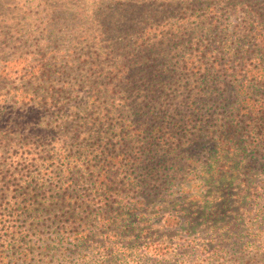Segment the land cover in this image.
<instances>
[{"label": "rangeland", "instance_id": "1", "mask_svg": "<svg viewBox=\"0 0 264 264\" xmlns=\"http://www.w3.org/2000/svg\"><path fill=\"white\" fill-rule=\"evenodd\" d=\"M249 1L0 0V216L15 211L26 264H264V157L250 149L241 157L245 185L235 180L227 190L225 220L194 217L189 228L166 221L181 208H173L179 183L196 189L199 174L175 150L204 159L184 142L197 119L194 112L185 125L186 104L213 96L216 86L250 92L260 80L264 23ZM147 55L155 57L151 84ZM160 121L162 133L151 132ZM150 141L172 151L164 157L171 180L143 190L128 181L145 160L131 159ZM110 157L115 188L106 198L118 191L130 203L100 214L105 196L94 191ZM31 175L37 182L26 187ZM64 188L71 205L55 201ZM115 216L122 218L110 221ZM151 241L162 256L142 257Z\"/></svg>", "mask_w": 264, "mask_h": 264}, {"label": "trees", "instance_id": "2", "mask_svg": "<svg viewBox=\"0 0 264 264\" xmlns=\"http://www.w3.org/2000/svg\"><path fill=\"white\" fill-rule=\"evenodd\" d=\"M249 8L251 11H254L255 14H258V17L261 18V24L264 23V0H250ZM248 31L255 34L258 31V27L255 30L251 27ZM146 57L147 59L143 60V62L146 61L144 63L146 79L149 84H151V80L154 78L153 69L151 68L155 64V57L150 55ZM259 62L261 66L259 71L260 80L256 82L257 84H255L254 87H250L252 91L248 92L247 90L249 87L239 85L237 88L234 86L230 92L226 94L227 87L222 88L216 86V88L211 91L213 96L209 97L203 94L199 96L194 95L198 100L194 103L192 101V103L189 102L186 104V109L189 111L185 110V112L181 114L184 117L185 125H191V115H193L194 112L197 119L193 121L194 131L192 134V131L185 129L183 136H185L186 140L184 142L188 146H194L196 151L199 150L198 155L203 154L204 159H197L196 153H188V149H185L184 152L175 150L174 153L181 154V158L188 161V165L197 164L199 174L194 181L196 189H190L184 181L179 183L181 188L180 199L174 200L175 206L173 208H181L175 209L174 213H171L166 218V221L169 220L168 223L173 224L175 222L174 225L185 224L189 228L194 217H198L204 222L217 221L218 223L221 218L225 220V212L231 207L227 190L235 180L241 183L240 185H245V183L239 180L240 175L249 171V165L242 159L245 153L250 149L251 152L256 154L255 156L260 158L264 157L262 150L264 148V58H259ZM142 64L143 63H141V66ZM205 73L208 81L211 73L207 70ZM204 94H206V92H204ZM203 108H205V112L202 111ZM214 114H216V116ZM212 119H215V121L213 122ZM169 122L175 127L176 123L173 120L166 121L165 123L168 124ZM155 123H157V121H155ZM163 123V121H160L159 125H154V129H151V132L162 133L161 129L165 127ZM156 126L158 127L155 128ZM166 137L171 138L173 136L168 132ZM151 142L152 141H150L149 144L143 145L144 149L138 153L136 158L131 159L134 163L141 162L139 157L142 155L143 158H145L143 159L141 157L142 161L145 160L146 163L144 167L141 166V163L134 165V169L139 170L140 176H138V179L132 178L128 181L132 187V183L135 181L136 185L143 187V190L144 188L155 190L161 186L160 184L163 186V184L171 180L169 173H164V171L166 169L168 171L170 167L168 165L169 159L164 157L167 153L172 151L153 148ZM180 146L182 145L180 144ZM160 151L162 152L161 155L155 154ZM114 157L116 158V156ZM114 157L106 159V171L104 172L106 176H103L102 183L96 185L95 188L97 190L94 191L98 198L105 196L100 199L102 206L97 211L100 214H106L107 207L114 206V204L117 205L123 202L120 206L126 208L130 203L128 200H124L122 195L119 194L118 196V193H120L118 191L110 192L113 194V197L106 198L109 188L113 187V185L109 186L108 182H114V180L107 177V172H109V169L112 167L111 160H113ZM262 160L264 161V159ZM161 171H163L162 174H160ZM34 178L35 177L32 175L30 177L26 176L22 181L25 183L26 187H29L30 183L37 182L34 181ZM171 185H173V183H171ZM64 191L65 193L62 192L63 197H54L55 201L60 203V200H62L64 204L65 200H67L69 205H71L72 199L66 194L67 188H64ZM238 194L235 195H237L239 199L240 196H238ZM238 199H236L235 202H238ZM85 200L84 198L81 204L84 203ZM88 203L91 204V201ZM33 208L32 203H29L26 205L25 210L27 213H31ZM103 208H105L106 211H104ZM14 213L15 211L11 210L6 217L2 218V216H0V264H26L28 261L29 252L24 246L27 243L24 241L26 235L23 234V231H18L15 227L16 221L13 218L15 215ZM0 215H2V211ZM105 217L108 218V215H105ZM182 217L184 218L182 219ZM116 218L122 217L115 216L110 218V221H114ZM79 232L82 231L75 230V233L78 234ZM121 234L120 232H116L113 235L119 236ZM148 248L151 249L148 250ZM160 249L156 241H151L145 245L141 255L147 259H149V256H162L163 254L160 253L162 252ZM122 260L123 262L115 264H129L122 258H120L119 261Z\"/></svg>", "mask_w": 264, "mask_h": 264}]
</instances>
